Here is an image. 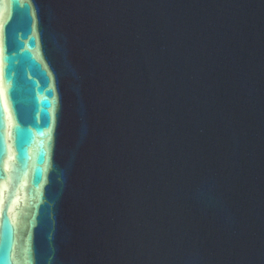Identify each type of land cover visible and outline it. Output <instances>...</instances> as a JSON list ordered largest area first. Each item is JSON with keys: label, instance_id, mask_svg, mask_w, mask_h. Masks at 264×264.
Here are the masks:
<instances>
[{"label": "water", "instance_id": "obj_1", "mask_svg": "<svg viewBox=\"0 0 264 264\" xmlns=\"http://www.w3.org/2000/svg\"><path fill=\"white\" fill-rule=\"evenodd\" d=\"M0 264H264V0H0Z\"/></svg>", "mask_w": 264, "mask_h": 264}]
</instances>
